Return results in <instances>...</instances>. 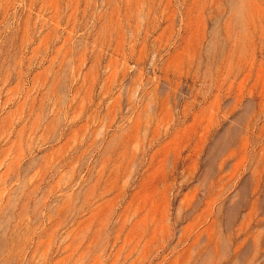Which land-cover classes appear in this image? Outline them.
I'll use <instances>...</instances> for the list:
<instances>
[{"label": "rangeland", "instance_id": "1", "mask_svg": "<svg viewBox=\"0 0 264 264\" xmlns=\"http://www.w3.org/2000/svg\"><path fill=\"white\" fill-rule=\"evenodd\" d=\"M0 264H264V0H0Z\"/></svg>", "mask_w": 264, "mask_h": 264}]
</instances>
